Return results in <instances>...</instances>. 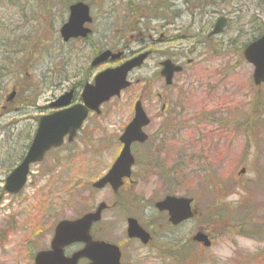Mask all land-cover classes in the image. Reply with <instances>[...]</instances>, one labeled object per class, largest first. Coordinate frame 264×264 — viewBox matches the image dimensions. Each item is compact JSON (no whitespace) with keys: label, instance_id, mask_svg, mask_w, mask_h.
I'll use <instances>...</instances> for the list:
<instances>
[{"label":"rangeland","instance_id":"rangeland-1","mask_svg":"<svg viewBox=\"0 0 264 264\" xmlns=\"http://www.w3.org/2000/svg\"><path fill=\"white\" fill-rule=\"evenodd\" d=\"M83 1L90 6L93 33L89 40L64 43L59 28L70 0H0V32L22 37L23 50L32 53L22 57L24 67L9 79L0 103V182L7 175L4 161L15 160L28 143L34 118L49 113V103L70 87L92 82L96 73L118 63L93 68L96 53L114 47L125 57L139 50H150L151 57L131 74L129 89L104 104L99 116L88 118L72 144L46 154L31 166L22 191L3 197L0 264H33L58 221L76 218L101 201L111 207L94 233L119 245L124 264H264V85H253L252 67L242 57L245 44L264 29V0H190L187 5L174 0L178 17L163 32L176 37L168 42L157 41L161 19L149 11L146 20L137 16L147 0ZM221 15L227 18L224 32L205 47L197 43L193 36ZM170 52L185 53L174 57L184 70L165 88L157 68ZM137 99L151 120L146 132L153 137L147 147L132 149L139 162L135 183L118 194L109 187L94 190L91 184L119 152L117 138ZM163 103L166 111L160 110ZM256 117V135L244 136L237 125ZM167 120L170 129L157 133ZM152 163L176 171L178 179L170 177L168 185L144 169ZM203 176L209 180L204 188ZM168 191L194 200L196 214L182 227L163 228L153 208ZM127 217L152 234L149 246L126 237ZM196 231L210 236L211 247L192 244ZM185 240L190 245L183 246Z\"/></svg>","mask_w":264,"mask_h":264},{"label":"water","instance_id":"water-1","mask_svg":"<svg viewBox=\"0 0 264 264\" xmlns=\"http://www.w3.org/2000/svg\"><path fill=\"white\" fill-rule=\"evenodd\" d=\"M90 21L89 8L85 3L76 2L70 5L68 20L60 28L62 40L66 42L70 38L87 36L90 30L84 28L83 25ZM224 26L225 19L220 17L209 35L221 33ZM121 55V52L112 53L105 50L92 60L91 66L101 64L108 59L117 60ZM146 57L147 53H143L115 68H108L98 73L92 84L87 83L83 86L80 103L68 107L72 101V91L66 92L52 103L51 106L59 108V110L38 118L35 134L22 161L4 180V192L18 193L26 183L30 164L42 161L47 151L61 146L65 136H67L68 142L72 141L88 113L94 111L98 114L102 103L107 102L113 96H119L120 92L130 85L127 80L128 73L134 68L140 67ZM243 57L247 63L253 66L254 84L264 83V33L245 47ZM162 65L161 75L165 78L166 84H170L173 73L180 71L181 67L173 65L170 61H165ZM13 96L14 92H11L7 99L11 100ZM148 123L149 119L140 101H137L133 108V118L119 137V141L122 143L121 151L110 170L93 183L94 188L101 189L109 184L113 191H117L122 185V178L130 177V167L134 162L130 146L134 142L143 143L146 140L147 136L143 133L142 128ZM243 172V169L240 170V173ZM1 199L2 194L0 201ZM191 201V199L183 197L166 196L157 202L155 207L160 211H167L169 221L176 225L191 217ZM104 208L105 204L100 203L93 212L85 213L74 220L58 222L54 228L50 248L37 252L34 256V264H77L78 259L82 257L89 259V264H120V252L115 245L103 241H93L89 234L92 224L100 219L101 211ZM127 235L131 238H139L143 243H147L149 240L148 233L138 225L134 218L127 219ZM194 240L203 242L206 246L209 245L207 237L202 233H197ZM79 242L85 244L83 249L74 252L69 257L64 255L65 247Z\"/></svg>","mask_w":264,"mask_h":264},{"label":"trees","instance_id":"trees-1","mask_svg":"<svg viewBox=\"0 0 264 264\" xmlns=\"http://www.w3.org/2000/svg\"><path fill=\"white\" fill-rule=\"evenodd\" d=\"M73 0H70V2H72ZM211 1V0H210ZM69 2V3H70ZM159 2H161L162 4H166L167 0H160ZM157 0H148L146 1L142 8H139V12H144V9H147L149 11V13H153L156 14V12L158 11V6H161V4L159 3ZM184 2L186 3H190L191 1L189 0H184ZM68 3V4H69ZM212 3V1H211ZM189 5V4H188ZM195 7V6H194ZM261 32L257 33L255 36H253L251 38L252 41L254 39H256L258 36H260V34L262 33L263 29H260ZM22 37H11L9 34L5 35V33L0 32V103L4 98V93L7 90V85H8V81L9 79H11V77L15 78V75L18 76L20 75V69L23 66V63H21V59L24 55L28 56V57H32V53L30 51H26L23 50V45L22 43ZM248 41V42H249ZM20 68V69H19ZM12 71V72H11ZM36 96V95H35ZM35 98H34V102L32 104H30L31 106L35 105ZM1 107V106H0ZM165 128H169V124L165 123L164 124ZM238 127L242 128L241 131L244 133V136L246 137H253L256 135L257 131H258V127L260 126V120L258 119V117L254 118L252 121H247L243 124H238ZM33 131V127H31L30 129H28V139L30 140L31 138V134ZM28 140V143H29ZM28 143L26 145H24L23 150L20 152V154H18L17 158L15 160H10L9 162L4 161V166H7L6 172L10 171L13 166L19 162L23 155H24V151L26 150ZM2 162V161H1ZM205 173V172H204ZM203 173V174H204ZM159 174L161 175L162 178H164V180H166V183H168V185H171V181H170V177L171 178H177V172H170L169 170L167 171H163V172H159ZM205 176H203L201 179V187H206L208 185L209 180L204 178ZM211 184V183H209ZM1 192V189H0ZM169 193H172L171 191H168Z\"/></svg>","mask_w":264,"mask_h":264},{"label":"flooded vegetation","instance_id":"flooded-vegetation-1","mask_svg":"<svg viewBox=\"0 0 264 264\" xmlns=\"http://www.w3.org/2000/svg\"><path fill=\"white\" fill-rule=\"evenodd\" d=\"M175 7H176V5H175L174 0H167V3L166 4H161V6L158 8V10H161L160 11V14L158 16V18L161 19V22H160V28H161V30H160V32L157 35L158 36V39H157L158 42H168V41L172 40V38H175L176 37V36L172 35V36H170L171 37V39H170L169 36L167 37L166 34L163 32V30L165 28L168 29V27H171V25L173 24V21L170 22V20L172 19V17H174V20L177 19V17H178V14L176 13ZM186 8H187V10H190L189 7H186ZM207 27L210 28L209 22L207 23ZM201 30L205 33L204 40H205V44L207 45L211 41V38H209V37L206 36V33H207L208 30L204 29L203 27L201 28ZM202 31H200L198 33V36H197L198 38H202L203 37L202 36V33H201ZM150 54H151V52H150ZM180 55H183V54H180ZM180 55H177L176 56L173 52H170V55L167 56L164 59H169L173 63H178L179 64V62L177 61L178 59H175L174 57L179 58L178 56H180ZM160 62L158 63V68H157L158 73H159V71L161 69L159 67ZM180 64L183 65L182 63H180ZM174 78H176V75L174 76ZM127 181L128 180H124V185L127 183ZM160 215L162 216L163 222H165L166 225L170 226V224L168 222V215H167V213L161 212ZM183 225H185V223H182L179 226H183ZM194 244L197 245V246L202 247L201 246V243H194Z\"/></svg>","mask_w":264,"mask_h":264}]
</instances>
